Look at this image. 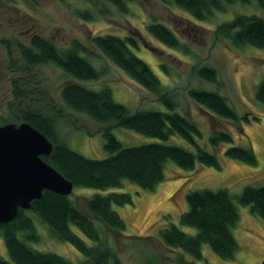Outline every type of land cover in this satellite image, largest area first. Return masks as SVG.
Returning <instances> with one entry per match:
<instances>
[{
  "label": "rangeland",
  "instance_id": "1",
  "mask_svg": "<svg viewBox=\"0 0 264 264\" xmlns=\"http://www.w3.org/2000/svg\"><path fill=\"white\" fill-rule=\"evenodd\" d=\"M103 6L107 10L106 15L87 21L74 13L78 8L87 7L80 0H17L16 3L0 0V121L19 124L21 121L16 120V116L26 109L54 114L60 142L86 158H106L109 153L104 149V126L63 106L59 100V88L70 81V77L55 66L35 65L27 75L32 78L38 101L32 105L25 102L20 109L9 106L13 101V72L22 63L16 43L27 45L34 34L52 41L60 49H66L72 41H77L93 52V56L87 57L101 71L99 81L90 85L80 83L95 90L107 85L113 99L131 112L141 109L165 111L166 106L157 100L156 94L149 93L131 80L90 42L96 35H136L138 49H133L134 53L157 76L163 86L161 93L173 98L176 110L200 127L204 141L212 129L213 120L187 95L192 86L217 91L240 120L237 126L224 123L225 130L233 139L217 153L220 169L196 164L194 169L184 170L168 161L164 167V179L153 190L141 189L126 180L122 187L113 189L128 193L133 201L132 204L113 206L126 225L123 231H113L96 222L105 242L116 254V264H260L264 258V221L253 215L249 206L237 202L238 220L231 232L238 249L231 260L219 258L207 245L201 248L202 258L194 259L178 249L165 247L158 233L168 223L185 232H194L192 227L182 226L179 222L181 213L187 210L186 194L191 190L226 189L235 195L246 185L264 186V105L255 96L257 84L264 75V50L250 45H233L215 32L217 25L231 20L236 14H254L264 18V10L256 2L243 4L237 1L228 5L224 12H214L210 21L200 22L158 0H133L125 14L110 4ZM151 20L167 25L188 52L167 48L154 40L145 29V23ZM202 65L216 70L217 85L200 81L193 74L191 69ZM218 124L216 127H222L221 123ZM111 132L124 147L156 141L122 127H112ZM169 142L192 151L180 137L174 136ZM232 145L251 148L257 164L249 165L225 156L224 149ZM96 193L105 192L75 187L68 197L86 213L85 199ZM36 228L40 238L36 243L27 242L30 246L54 252L73 264H85L84 257L71 244L51 238L38 222ZM0 257L8 259L1 235Z\"/></svg>",
  "mask_w": 264,
  "mask_h": 264
},
{
  "label": "trees",
  "instance_id": "2",
  "mask_svg": "<svg viewBox=\"0 0 264 264\" xmlns=\"http://www.w3.org/2000/svg\"><path fill=\"white\" fill-rule=\"evenodd\" d=\"M80 1L87 7L78 8L74 13L81 19L93 21L96 16L107 14L104 4H110L125 14L129 12V4L133 0ZM158 1L165 6H174L200 22L210 21L214 12H224L228 5L237 1L243 4L253 1L264 10V0ZM145 29L154 40L167 48L188 52V48L167 25L151 20L145 23ZM215 32L233 45H250L264 50V18L257 15L236 14L231 20L217 25ZM90 42L131 80L149 93L156 94L157 100L167 110L141 109L131 112L113 99L107 85L95 90L80 83L90 85L99 81L101 71L88 59L94 55L93 52L77 41H72L66 49H60L52 41L34 34L27 45L16 43L22 63L13 72V101L9 106L20 109L25 102L31 104L38 101L32 78L27 75L35 65L51 64L70 77V81L59 88V100L66 109L104 126V149L109 155L103 159L86 158L60 142L54 114L35 109L19 112L16 120L27 122L53 144L51 154L42 157L45 162L70 181L74 188H93L105 193L86 198L85 213L68 196L43 191L41 198L34 199L29 209H20L14 219L0 223V235L8 255V259L0 257V264H73L54 252L40 251L27 243L39 241L37 222L51 238L71 244L84 257L85 264H116V254L105 242L96 222L107 229L123 231L126 225L113 206L132 204L133 201L128 193L113 189L122 187L126 180L141 189L153 190L164 179V167L168 161L184 170H192L196 164L220 169L217 153L225 144L232 143V135L225 130L224 123L237 126L240 119L217 91L198 85L187 91L189 98L213 120L212 129L204 141L200 127L176 110L173 98L161 93L163 86L157 76L134 53L133 49H138L136 35H96ZM161 67L166 70L163 64ZM191 70L200 81L218 84L217 72L213 67L202 65ZM255 96L264 105V75L257 84ZM218 123L222 127H216ZM2 124L5 123L1 119ZM112 127L126 128L156 141L124 147L111 132ZM174 136L187 142L192 151L170 143ZM224 155L249 165L257 164L251 148L232 145L224 149ZM186 202L187 210L181 213L179 222L182 226L192 227L194 232H185L175 224L168 223L159 230L158 238L165 247L178 249L194 259L202 258L203 245H207L223 260L234 258L238 249L231 232L238 220L235 202L249 206L250 212L264 221V186L246 185L235 195L226 189L191 190L186 194Z\"/></svg>",
  "mask_w": 264,
  "mask_h": 264
},
{
  "label": "water",
  "instance_id": "3",
  "mask_svg": "<svg viewBox=\"0 0 264 264\" xmlns=\"http://www.w3.org/2000/svg\"><path fill=\"white\" fill-rule=\"evenodd\" d=\"M52 150L53 144L27 122L0 125V223L29 209L45 190L71 194L73 184L42 159Z\"/></svg>",
  "mask_w": 264,
  "mask_h": 264
}]
</instances>
